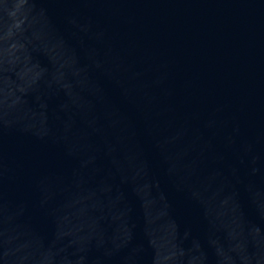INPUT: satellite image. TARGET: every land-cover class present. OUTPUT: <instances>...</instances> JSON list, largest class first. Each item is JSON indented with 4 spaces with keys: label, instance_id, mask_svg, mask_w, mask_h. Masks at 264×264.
Masks as SVG:
<instances>
[{
    "label": "water",
    "instance_id": "water-1",
    "mask_svg": "<svg viewBox=\"0 0 264 264\" xmlns=\"http://www.w3.org/2000/svg\"><path fill=\"white\" fill-rule=\"evenodd\" d=\"M0 264H264V0H0Z\"/></svg>",
    "mask_w": 264,
    "mask_h": 264
}]
</instances>
